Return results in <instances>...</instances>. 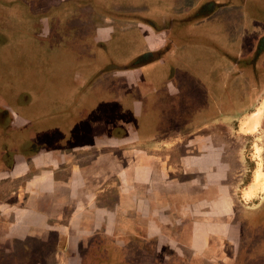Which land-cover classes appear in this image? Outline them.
Masks as SVG:
<instances>
[{
	"label": "crops",
	"instance_id": "1",
	"mask_svg": "<svg viewBox=\"0 0 264 264\" xmlns=\"http://www.w3.org/2000/svg\"><path fill=\"white\" fill-rule=\"evenodd\" d=\"M167 1L169 3L171 0L164 2ZM154 7L152 6L153 10L159 11L161 16L144 17L145 24L140 26V31L124 34L123 45H140L137 48L145 54L142 61L132 63L133 48L125 49L126 55L123 54L122 57L130 62L129 69H123L121 60L116 56L115 45L119 43L121 31L105 26L106 24H101L98 20L91 31L89 30L90 43L94 45L92 50L65 44L63 48H34L24 51L35 54L36 62L42 68L48 67L45 70L46 76L50 75L55 84L65 80L68 85L60 90V98L61 95H66L65 99L61 98V107L65 109L59 112H37L31 119H24L27 114L18 116L12 113L7 105L8 99L0 94V109L11 117L10 124L7 123L5 128V123H2L0 128V136L11 140L9 144L0 142V264H69L70 257L77 254L76 246L84 244L81 241L87 240L88 235L97 236L113 231L112 237L116 238V231L123 230L116 219L118 211L107 208L106 203L101 200L107 196V182L117 180L119 184L125 181L132 185L138 182L151 185V189L147 188L145 192L133 188L132 185L129 191L121 190V186L113 190L116 197L120 198L131 196L132 192L136 193L137 198L151 197L148 213H160L153 203L166 197L164 187L168 185L169 177L167 173L165 175L150 169L151 166L158 165V158L155 159L152 154L139 162L146 164L147 170L152 171L151 174L128 175L123 173L121 155L116 156L115 150H128L132 153L138 149V144L146 145L145 148H165L172 138L180 143L182 131L168 136L166 142L157 141L154 136L149 140L142 137L141 134L144 136L148 130V118L144 115L143 107L148 109L146 106L155 96L153 105L162 99L175 98L180 85L163 77L169 74L166 63L174 60L175 65L183 68L197 65V55L202 52L203 47L186 42L183 57L182 48L168 50L169 38L172 35L175 37L173 26L178 27L181 24L177 25L163 5L157 4ZM207 7L204 6L200 12L205 14ZM251 13L254 16L259 15L255 10ZM141 14L146 15L148 12L142 11ZM236 16L237 21L233 25L229 24L231 27L228 30L236 33L227 44V47L233 48V55L236 56L233 63H238L242 56L240 51L236 52V48L243 46L246 40L245 33L240 34L247 23V14L238 11ZM39 19L34 25L37 34L49 31L54 36L62 37L61 27L54 28L55 20L53 22L46 17ZM208 33L206 36L195 37V40L211 38L208 40L211 45L204 47L207 53H211L210 36L213 33ZM178 36L181 39L186 37L184 32L178 33ZM66 39L67 43H73L68 37ZM185 55L193 58L192 62L183 65ZM99 56L101 61L98 62ZM245 60L247 67H255L256 60L252 55L246 56ZM153 67L155 69L151 70ZM224 70L223 66L219 69L216 60L210 57L207 82L198 80L194 84H201L204 107L201 109V104L198 106L199 111L195 108L189 113L182 110L178 117L179 127L185 123L187 117L195 120L218 114L222 117L230 116L227 112L233 109L234 100L229 94ZM155 76H161V80L155 81ZM252 85L254 89L250 94L251 89H246L250 84L245 83L244 98L246 101L254 100L258 103L255 110L245 114H251L253 118L264 100V75L256 77ZM126 87L137 93L138 97L123 104L120 91ZM63 90L66 92L62 93ZM128 114L130 118L125 117ZM0 116H4V113ZM11 133L15 134V140L10 138ZM89 151L93 153L91 158H85V153ZM133 164H136L134 159H130L128 164L125 163L129 166ZM106 166L110 172H107ZM116 166H120V169H116ZM137 206L134 204L129 209L138 213ZM161 211L164 214V209ZM163 220L161 219L162 224ZM111 223L113 225L109 226ZM148 226L145 228L147 237L150 231ZM136 228H139L137 224ZM153 228L161 230V235L157 238H153L154 232H151L155 246L182 244L180 240L175 242V238L167 239L159 224H152ZM130 229L133 230V227ZM118 239L122 240L119 237ZM196 241H186L185 245L191 249L197 244ZM117 242L119 243L118 240ZM198 247L199 250L208 248L209 252L212 251L210 255L214 256L216 249L213 251V247H216V241L213 246L211 242L202 239ZM206 252L205 249L201 250V253ZM79 255L81 256L80 253ZM237 258L190 257V261H194L193 264H207L209 261V264H221L236 261ZM175 259L179 264H186L178 257L163 255L161 264H176L172 263Z\"/></svg>",
	"mask_w": 264,
	"mask_h": 264
},
{
	"label": "rangeland",
	"instance_id": "2",
	"mask_svg": "<svg viewBox=\"0 0 264 264\" xmlns=\"http://www.w3.org/2000/svg\"><path fill=\"white\" fill-rule=\"evenodd\" d=\"M164 1L0 0V94L8 99L7 105L10 111L18 116L22 113L27 114L24 119H31L32 115L37 112H59L65 109V107H61L63 105L61 102H63L62 100L65 99L66 95H61V98H63L61 99L60 90L68 85L67 82L61 80L59 82L62 85L59 82H57L59 84H55L50 75L46 76L47 71L45 70L48 67L42 68L36 62L35 54L24 53V51L33 50L34 48H63L65 44L74 48H89L92 50L94 45L90 43L89 30L91 31L93 28L92 18L96 16L95 18L101 24H106L105 26L121 31V36L118 38L119 43L115 45L116 56L121 60L122 68L129 69L130 62L122 57L123 54L126 55L125 49L133 48L132 55L134 54V59L132 63H136L139 58H144L145 54L137 48L140 45H123L124 34L140 31V26L145 24L144 17L155 18L161 16L159 11L152 8L157 4L165 7L168 15L176 20L177 25L178 23L181 24L178 27L173 26L172 32L175 33V37L172 35L169 38L168 50L176 51V48H182L181 57H183L186 42L192 45L196 43L198 46L203 47V50L197 55L199 63L189 68L175 65L174 60H169L166 63L169 74L163 77L171 79L177 85L179 83L180 90L175 98L162 99L153 105L156 101L155 96L151 98L149 105L146 106L148 109L145 110V107H143L144 115L148 118V130L144 136L142 134L141 136L148 140L154 136L157 141L166 142L168 136L179 131L178 117L182 110L189 113L193 112L195 108L196 111H199L198 106L201 104V109L204 107L201 99V95H203L201 84L197 83L196 86L194 84L198 80L202 83L207 82L210 57L214 61L216 60L219 69L222 66L225 69L228 79V91L234 100L233 112L237 113L244 102L246 105L244 104L242 107L243 110L252 106V102H246L244 98L246 94L244 85L245 83L252 84L256 77L260 78L261 75H264V52L262 53L264 50V0H171L169 3ZM206 5L208 11L205 14L201 13V9ZM254 10L259 15L254 16L251 13ZM142 11H147L148 14L143 15L141 14ZM238 11L247 14V23L242 28V34H240L243 35L244 32L246 40L243 46L236 48V52L240 51L242 56L238 63H233L236 56L233 55V48L227 47V44L231 42L232 35L236 31L228 32V30L231 27L229 24L232 23L233 25L237 21L236 14ZM39 17H46L53 22L55 20L53 23L54 28L61 27L62 37L54 36L53 32L50 33L49 31L38 32L39 34H37L33 30V26ZM211 21H213L212 27H210ZM209 31L213 33L210 36L212 37L211 53H207L204 48L211 45L208 41L211 38H197L198 40H195V37H199V35H209ZM180 32L185 33L186 37L184 39L179 38L178 33ZM45 34L47 35L45 36ZM66 37L73 40V43H67ZM248 55H252L253 59L256 60L255 67H247L245 57ZM192 58L185 55L182 64L192 62ZM99 61H101V56L98 58ZM178 66L182 72L178 69ZM154 69L153 67L151 70ZM160 77L155 76V81H160ZM119 80L124 81L125 79L119 78ZM65 92V90L62 91V93ZM120 93L123 104L129 103L131 98L138 97V94L128 87L122 88ZM53 96L56 97L53 98ZM257 107L258 103L255 102L252 110ZM3 113L4 116H0V128L2 123H5L4 127L6 128L7 123L10 124L11 122V117L0 109V115ZM245 114L240 116L234 114L233 117L222 119L220 124L228 132L225 135L233 142V151L228 152L231 164L229 166L223 165L218 169L210 167L209 172L215 173L218 171L219 180L207 184L205 189L202 188L206 191L219 190L218 195L212 198V201L215 203V210L224 211L225 209V211H229L226 216L233 219V246L226 245V225L222 213L217 211L212 215L206 214L208 208H203L202 210H196L197 214L193 215L192 204L194 203H184V205H187V210L180 209L179 196L183 187L177 182V179L187 181L189 174L187 173L185 178L181 171L180 143L177 139L172 138L171 143L165 148H145L146 145L138 144L136 146L138 149L132 151V153L128 150H115L116 156L121 155L123 173L128 175L151 174L152 171L147 170V165L139 162L146 159L148 155L153 154L152 156L155 159L157 157L158 165L151 166L150 169L157 173L163 172L165 175L167 173L169 183L164 188L169 191V194L160 201L157 200L153 203V206L157 207L160 213L154 215L151 214V211L148 213L147 209L151 207V197L147 199L145 196L138 198L136 208L138 213L131 215L123 212L121 214L119 221L123 222L122 226L126 227L130 223L137 224L139 234L143 239L139 238L137 245L135 242L129 243L128 240L132 237L130 233L133 232L126 229L120 235L121 239L126 242L125 244L122 246H117L115 243L106 245L108 247L107 253L110 256L123 254L124 257H121V260L116 261L114 259L118 257H104L105 253L103 251L97 253L96 250L95 252L89 250L84 257L98 258L90 263L84 258V264H161L162 255L163 257H178L182 262L184 260L186 264H193L194 261H190L191 251L188 248L185 251V249L176 245L159 244L155 246L153 243L146 242V239L152 238L153 232L155 234H153V238L161 235V230L152 229V224L155 223L164 227L160 223L161 219H164L166 225L171 226L167 234L175 238H178V235L181 234L183 223L187 226L193 221H200L203 225L206 223L208 226L211 224L212 228H215L213 236L216 241V247H213V249H216L215 255L218 257H238L236 261L221 264H264V178L263 181H258V174L262 173L264 175V100L253 118L251 114ZM125 117L130 118L129 114ZM15 137L14 133L10 134L12 140H15ZM1 141H5L7 144L11 142L6 136H0ZM142 148L148 151L142 150ZM224 152L225 150H220V153ZM92 154L90 151L86 152L84 157L91 158ZM130 159H134L137 165H125V163L128 164ZM106 168L107 172H110L108 166ZM117 168L120 169V166H116ZM131 185L132 183L125 181L119 184L116 180L107 182L106 189L113 190L121 186V190L129 191L132 188ZM193 185L192 187L199 189L204 185V182L193 183ZM132 186L142 192H145L147 188L151 189V185H147L145 182L134 183ZM196 192L198 191L196 190ZM205 193L208 196L205 191L199 194L201 204L211 200L208 197L205 199ZM113 201L114 199L111 198V202ZM124 202L123 206H128L130 203L126 204V199H124ZM134 204L133 202L130 206ZM162 209L165 211L164 214H162ZM135 216H137L136 219ZM128 217H134V219L129 220ZM147 226L150 229L148 237L145 230ZM179 240L182 241V239ZM130 257L132 261L129 260ZM172 263L179 264L176 259ZM209 263L210 261L207 264Z\"/></svg>",
	"mask_w": 264,
	"mask_h": 264
},
{
	"label": "flooded vegetation",
	"instance_id": "3",
	"mask_svg": "<svg viewBox=\"0 0 264 264\" xmlns=\"http://www.w3.org/2000/svg\"><path fill=\"white\" fill-rule=\"evenodd\" d=\"M229 117H233L229 112H227ZM232 113V112H231ZM228 117V118H229ZM226 117H222V115H211L208 117H202V119H196L195 120V127L190 128L188 130H183V132L180 134V148H181V156H180V164H181V171L184 174V177L186 178L187 173L189 174L188 180L187 181H181V179H177V182L180 183L183 187V190L181 191L182 193L179 196V203L180 209L182 210H187V205H184V203H194L192 204V209H193V215L197 214L196 210H202L203 208H208V211H206V214H211L212 213H217L220 212L222 213V216L225 217V225H226V245H234L233 243V233H234V228H233V219H230L228 216V212L223 210H215V203L212 201V198H215L218 194L219 190H214V191H206L203 190L207 187V184L212 183L214 181H218V171L215 173L209 172L210 167H215V169H218L219 167L223 165L229 166L231 163L228 152H232V146L233 142L229 139V137L225 134L228 132L226 129H223L224 126H222L220 123L222 122V119ZM264 126V124H263ZM220 150H225L224 153H220ZM190 168V169H189ZM196 176V177H195ZM204 182V185L201 186V188L196 189L192 186L193 183L197 182ZM193 182V183H192ZM191 183V184H189ZM121 184V183H120ZM203 188V189H202ZM166 190V189H165ZM196 190L198 192H196ZM168 191V190H167ZM165 191V195L167 196L169 194V191ZM190 191H192L190 193ZM205 191L208 193V196L205 193V199L208 197L209 200L208 202H205L204 204H201V201L199 202V194L200 192ZM222 192V191H220ZM127 193V192H126ZM106 197L104 199H101L103 202L106 203L107 208L109 209H114L118 211V216L117 220L118 222L119 219H121V214L128 213V214H133V212L129 209L131 207L130 205L134 202L135 205L138 202V198L136 196V193H133L130 195H125V197H116L117 194L115 193L114 190L108 189L106 191ZM111 198L114 199L113 202H111ZM123 199V200H122ZM124 199H126V204L128 206H123L125 204ZM148 199V197H147ZM117 201V202H116ZM113 204V205H112ZM198 204V205H196ZM121 206V207H119ZM218 206V205H217ZM189 207V205H188ZM227 210V209H226ZM209 212V213H208ZM137 216H135V219ZM129 220H133L134 217H128ZM123 222H120L119 224L121 227H123V230L129 229V231L133 232L130 233V236L132 234V237L128 240L129 243L135 242L136 245L139 243L138 240L139 238L142 239L141 235L139 234V228H136V224L130 223V225H127L126 227L122 226ZM160 223L162 224V221L160 220ZM125 224V223H124ZM197 222L193 221L190 222V224L187 226L185 223H183L181 226V234L178 235V238L172 237L171 235L167 234L169 230L171 229V226L166 225V222L163 220L164 227H162V232L164 236L168 239V237H172L175 242H177L179 239H182V244H170V245H176L179 247H182L187 251V248L189 249L188 246L185 245L186 241L189 240H197L193 248L189 249L191 251V257H218L217 255L211 256L208 252V248H202L207 250V252L201 253V250H199L198 245L201 243L202 239L205 242H211L214 246V229L212 228L211 224L208 226L206 223ZM109 226H112L113 223L108 224ZM132 225V226H131ZM133 227V230L130 228ZM123 230L116 231L117 236L116 238L112 237V233H104V234H99L97 236L95 235H88L86 238L87 240H82L84 244L81 246H76V255L75 257H70L69 259V264H84V258L88 260L90 263L91 261L96 260L98 257H84L86 252H96L99 253L103 251L105 253L104 257H118L114 258L116 261L121 260V257H124L123 254L118 255V256H110L109 253H107V246L110 243H115L117 246H122L126 242L124 240H119L121 233ZM180 236V238H179ZM78 237V236H77ZM158 237V236H157ZM156 237V238H157ZM119 243L117 242V240ZM86 241V242H85ZM123 241V242H122ZM153 239H146V242L152 243ZM200 241V242H199ZM199 242V244H198ZM87 243V245H86ZM128 243V244H129ZM147 244V243H146ZM149 245V244H148ZM185 245V246H184ZM75 251V250H74ZM215 251V249H213ZM212 252V251H211ZM210 252V253H211ZM78 253L81 254V256H78ZM130 261H132L131 257L129 258ZM128 261V260H126Z\"/></svg>",
	"mask_w": 264,
	"mask_h": 264
},
{
	"label": "trees",
	"instance_id": "4",
	"mask_svg": "<svg viewBox=\"0 0 264 264\" xmlns=\"http://www.w3.org/2000/svg\"><path fill=\"white\" fill-rule=\"evenodd\" d=\"M97 24V19L95 20V18L93 19V24L94 25H96ZM93 25V26H94ZM57 29H59V27H56ZM33 30H34V26H33ZM263 48V47H262ZM138 61H142V58H139V60ZM245 87V86H244ZM246 89H251V92H250V94L252 93V91H253V89H254V85H252L251 83H250V87H247ZM247 101H250V102H252L251 104H252V106H250V107H248L247 109H244L243 110V106H244V104L246 105V103L244 102V103H242V107H239V110H238V112L237 113H234L233 111H234V108L230 111V113L229 114H232V115H234V114H236L235 116H240V115H243V114H245V113H248V112H250L252 109H253V107H254V103H255V101L254 100H247ZM246 101V102H247ZM249 102V103H250ZM238 106H239V104H238ZM232 112V113H231ZM196 120V119H195ZM195 120L194 119H192V118H189V117H187V118H185V123L182 125V126H180L179 127V131L181 132H183V130H188V129H190V128H193V127H195Z\"/></svg>",
	"mask_w": 264,
	"mask_h": 264
},
{
	"label": "bare ground",
	"instance_id": "5",
	"mask_svg": "<svg viewBox=\"0 0 264 264\" xmlns=\"http://www.w3.org/2000/svg\"><path fill=\"white\" fill-rule=\"evenodd\" d=\"M264 175L262 173L258 174V181L261 182L263 181Z\"/></svg>",
	"mask_w": 264,
	"mask_h": 264
}]
</instances>
